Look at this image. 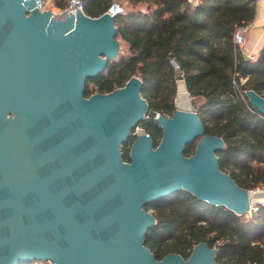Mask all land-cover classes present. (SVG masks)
Returning <instances> with one entry per match:
<instances>
[{
  "label": "water",
  "instance_id": "water-1",
  "mask_svg": "<svg viewBox=\"0 0 264 264\" xmlns=\"http://www.w3.org/2000/svg\"><path fill=\"white\" fill-rule=\"evenodd\" d=\"M34 5L0 0V264H218L206 242L187 259H157L144 244L156 223L145 205L180 190L236 214L264 205V191L219 168L223 139L205 133L183 75L171 116L149 109L137 76L86 97L87 79L118 56L114 16ZM245 95L264 115V96ZM147 117L162 129L159 143L139 134L123 160L122 144Z\"/></svg>",
  "mask_w": 264,
  "mask_h": 264
},
{
  "label": "trees",
  "instance_id": "trees-1",
  "mask_svg": "<svg viewBox=\"0 0 264 264\" xmlns=\"http://www.w3.org/2000/svg\"><path fill=\"white\" fill-rule=\"evenodd\" d=\"M84 12L96 17L112 0H84ZM131 8L114 17L122 53L97 77L88 78L85 96L109 93L132 76L142 80L141 96L149 109L171 116L175 110L176 75L181 73L190 96L202 98L196 111L206 134L220 136L219 168L246 189L264 185V115L245 91L264 96V46L256 57L243 55L234 31L255 17V0H128ZM63 9L68 0H54ZM144 8V10L141 9ZM245 75L242 83L235 76ZM138 126L154 147L162 129L151 117ZM131 135L125 142L131 143ZM198 138L188 142L194 152ZM130 147L121 148L129 161ZM156 223L144 244L157 259L167 253L187 259L193 246L206 242L217 249L218 264H264V205L236 214L180 190L145 205ZM35 261L21 264H34Z\"/></svg>",
  "mask_w": 264,
  "mask_h": 264
},
{
  "label": "built area",
  "instance_id": "built-area-1",
  "mask_svg": "<svg viewBox=\"0 0 264 264\" xmlns=\"http://www.w3.org/2000/svg\"><path fill=\"white\" fill-rule=\"evenodd\" d=\"M195 1H197V0H195ZM34 3H35L34 6L36 8H38L40 11L48 9V10H51V12L53 14H56V15H63V14L69 13V12L75 13L76 9L84 11V5H85L84 0H68L67 6L63 9H60V8H51L49 0H34ZM105 12H108L110 15L115 17L119 14H124L125 10L120 5V3L116 2V1H112L109 5L108 9ZM233 38H234V42L238 46L243 45L245 42V36L243 33V29L242 28L236 29L234 31ZM249 58H253V57L250 56ZM142 133H145V132L139 126L135 127V129L132 131V135H135V136L142 134ZM254 189L258 190V191H264V188L263 189L254 188ZM252 208L256 209V206H254ZM38 261H41L42 264H55L54 262H52L50 260H38Z\"/></svg>",
  "mask_w": 264,
  "mask_h": 264
},
{
  "label": "crops",
  "instance_id": "crops-1",
  "mask_svg": "<svg viewBox=\"0 0 264 264\" xmlns=\"http://www.w3.org/2000/svg\"><path fill=\"white\" fill-rule=\"evenodd\" d=\"M255 1V17L247 26L242 28L245 42L239 46L243 55L248 58L250 56L256 57L264 46V0ZM246 78L247 76L242 78V80L244 81Z\"/></svg>",
  "mask_w": 264,
  "mask_h": 264
},
{
  "label": "rangeland",
  "instance_id": "rangeland-1",
  "mask_svg": "<svg viewBox=\"0 0 264 264\" xmlns=\"http://www.w3.org/2000/svg\"><path fill=\"white\" fill-rule=\"evenodd\" d=\"M112 1H116V2H118V3H120V5L123 7V9L126 11V10H128V9H130L131 8V5L129 4V2H128V0H112ZM111 1V2H112ZM49 2H50V7L51 8H58V7H56L55 6V4H54V0H49ZM141 9L142 10H144V8L143 7H141ZM120 51H121V53H122V51H123V49L121 50V45H120V50H119V53H120ZM245 76L244 75H242V76H235V83H242L243 82V80H242V78H244ZM190 98L191 99H194L195 101H196V103H197V106H198V104H200L202 101H203V99L202 98H197V97H192V96H190ZM137 135V134H136ZM126 147H130V143H126V142H124L123 144H122V146H121V148H126ZM256 188H259V189H263L264 188V185H259V186H257ZM165 198V197H164ZM150 213H152L153 211L150 209V210H148ZM34 264H42V262L41 261H36V262H34Z\"/></svg>",
  "mask_w": 264,
  "mask_h": 264
},
{
  "label": "bare ground",
  "instance_id": "bare-ground-1",
  "mask_svg": "<svg viewBox=\"0 0 264 264\" xmlns=\"http://www.w3.org/2000/svg\"><path fill=\"white\" fill-rule=\"evenodd\" d=\"M188 101V97L185 94L184 90L182 88L179 89V96H178V102L180 104H185Z\"/></svg>",
  "mask_w": 264,
  "mask_h": 264
}]
</instances>
